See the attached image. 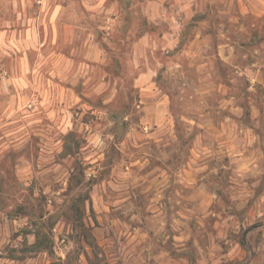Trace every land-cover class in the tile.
Wrapping results in <instances>:
<instances>
[{"label": "clouds", "instance_id": "1", "mask_svg": "<svg viewBox=\"0 0 264 264\" xmlns=\"http://www.w3.org/2000/svg\"><path fill=\"white\" fill-rule=\"evenodd\" d=\"M11 6L0 264H264V0Z\"/></svg>", "mask_w": 264, "mask_h": 264}, {"label": "rangeland", "instance_id": "2", "mask_svg": "<svg viewBox=\"0 0 264 264\" xmlns=\"http://www.w3.org/2000/svg\"><path fill=\"white\" fill-rule=\"evenodd\" d=\"M7 2L8 0H0V15L4 14L5 11L4 4H6ZM25 4H26V0H12L10 15L13 18H16L26 13L27 9L25 7ZM217 75H219V73H217ZM260 99H264V89H261Z\"/></svg>", "mask_w": 264, "mask_h": 264}]
</instances>
